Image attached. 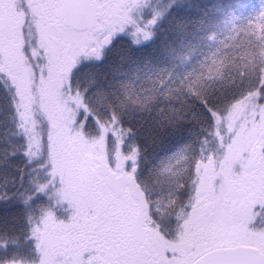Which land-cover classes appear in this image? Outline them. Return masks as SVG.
<instances>
[{
	"label": "snow or ice",
	"instance_id": "6c2138e0",
	"mask_svg": "<svg viewBox=\"0 0 264 264\" xmlns=\"http://www.w3.org/2000/svg\"><path fill=\"white\" fill-rule=\"evenodd\" d=\"M0 264H264V0H0Z\"/></svg>",
	"mask_w": 264,
	"mask_h": 264
},
{
	"label": "trees",
	"instance_id": "16d2710c",
	"mask_svg": "<svg viewBox=\"0 0 264 264\" xmlns=\"http://www.w3.org/2000/svg\"><path fill=\"white\" fill-rule=\"evenodd\" d=\"M208 2H216V0H208ZM219 2L228 5V4H234L239 2H249V0H219ZM256 3L259 2V0H255Z\"/></svg>",
	"mask_w": 264,
	"mask_h": 264
}]
</instances>
